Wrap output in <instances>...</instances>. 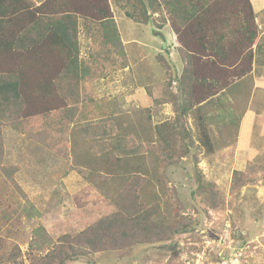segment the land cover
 I'll return each instance as SVG.
<instances>
[{
  "label": "rangeland",
  "instance_id": "374dc122",
  "mask_svg": "<svg viewBox=\"0 0 264 264\" xmlns=\"http://www.w3.org/2000/svg\"><path fill=\"white\" fill-rule=\"evenodd\" d=\"M131 1L129 13L137 9ZM120 23L130 27L128 40H139L127 46L134 49L132 55L96 38L89 43L82 35L78 61L88 75L74 96L63 103L50 97L49 111H30L25 116L32 120L19 128L0 121V264H8L6 257L18 250L17 263H37L30 260L29 244L39 226L57 239L113 214L112 198L134 174L145 178L136 191L144 207L155 208L156 219L190 229L167 242L96 253L67 264H264V155L237 156L239 142L247 147L237 140L232 122L221 127L237 141L224 140L214 156L205 146L197 147L192 151L197 164L192 154L180 160L175 141L165 146L155 130L176 117L174 99L158 98L167 83L177 82L173 68L165 72L155 57L164 46L156 23L135 25L126 18ZM60 62L0 52V73L24 65L31 81L53 82L56 69L63 67ZM143 88L151 99L149 109L143 108ZM233 108L231 114L237 105ZM191 115L187 123L198 139V123L211 120L197 110ZM235 170L250 176L239 191L233 190ZM81 172H96L99 179L91 183ZM198 172L216 184L214 199L199 189ZM109 173L102 179L100 174Z\"/></svg>",
  "mask_w": 264,
  "mask_h": 264
},
{
  "label": "crops",
  "instance_id": "0c3cea01",
  "mask_svg": "<svg viewBox=\"0 0 264 264\" xmlns=\"http://www.w3.org/2000/svg\"><path fill=\"white\" fill-rule=\"evenodd\" d=\"M107 1L108 6L105 0H17V44L46 46L45 58L56 60L59 51H54L53 46H61L67 38L71 42L77 39L79 44L82 35L89 43H93L92 38L101 43L106 27L111 30L110 25L102 26V23L112 19L129 57L135 51L127 46L139 40H128L133 36L128 31L130 27H123L120 22L126 18L135 25L146 24L128 16L132 14L127 12L129 0ZM158 3L162 14L159 12L150 22L156 23L157 37L164 46L155 57L162 62L165 72H172L173 68L177 78L184 72V59L189 57L187 72H196L199 79L193 82L196 95L216 91V95L189 113L193 115L197 110L200 117L211 120L209 126L215 144L212 156L217 155L224 140H235L229 130L221 127L232 122L236 125L237 140L246 142L247 147H240L239 142L236 148L242 151L237 156L264 155L261 139L264 138L261 104L264 103V0H158ZM132 7L141 8L137 3ZM75 29L77 37L73 33ZM188 78L194 76L189 74ZM173 86L170 90L175 94L180 83ZM165 89L164 86V90H159L158 99L163 97ZM140 93H144L143 108L149 109V94L144 88ZM182 100L180 96L179 101ZM234 105H237L236 113L231 114L229 110Z\"/></svg>",
  "mask_w": 264,
  "mask_h": 264
},
{
  "label": "trees",
  "instance_id": "16d2710c",
  "mask_svg": "<svg viewBox=\"0 0 264 264\" xmlns=\"http://www.w3.org/2000/svg\"><path fill=\"white\" fill-rule=\"evenodd\" d=\"M134 1L133 4L137 3L141 8H137L128 16L135 19V21L148 24L151 19L155 20V15L161 11L158 0ZM160 14L162 13L160 12ZM106 24L110 25L111 30L106 27L100 44L125 51L114 21L112 19L103 21L102 26H106ZM175 30L179 34V30ZM73 33L77 37L76 29ZM45 49L46 47L40 45L17 44V0H0V52H7L15 57L18 55L21 58L31 56L41 62L46 59L43 55ZM53 49L56 52L59 51L56 55L57 60H60V64L63 66L61 69H56L53 65L50 66L52 72L56 69L55 81L53 82L44 79L31 81L28 72L23 70L24 65L17 69V72L0 73V121L3 120L4 124L9 123L14 128H19L22 122L32 120L33 117L25 116L30 111L36 109L40 114L48 112L47 104L50 97H54L63 103L67 96H74V93L78 91L80 80L85 78L88 72L85 68L81 69L79 64L77 39L71 42L67 38L64 44L53 46ZM184 61L186 64L184 72L179 78L175 77L177 82L180 83L178 92L174 94L170 90L171 82L166 84L164 92L166 97L164 101L168 102L170 97L174 99L171 102L176 117L172 121L164 122L155 128L157 136L162 138L161 142L163 141L165 146H173L175 141L174 144L180 149L178 153L180 160L187 155H191V152L195 151L194 149H198L197 147L200 148L202 145L206 147L207 153L212 154L215 145L211 128L204 121L198 123L199 135L198 139H194L193 130L187 123V116L194 107L199 106L212 95H216V91L196 95L197 90L193 87V82H197L199 79L195 76L196 72H187L190 63L189 57ZM189 74L194 78L189 79ZM180 96L184 101H179ZM178 102L181 103L178 105ZM197 141L199 144L196 146ZM195 153L192 155H194L193 158L197 164L198 160L195 158L197 157ZM112 168L111 172L113 171ZM81 173L83 178L88 179L87 181L91 183H96V180L99 179V174L96 172L90 174V176H87L85 172ZM110 174L100 175L103 179L106 175L110 176ZM112 174L113 176L116 175L115 172ZM197 175L199 189L203 193L208 192L209 196L214 199L219 192L216 184L204 180L201 172H198ZM141 179L145 178L134 174L129 184L112 198L116 211L98 220L78 234H65L55 239L49 236L44 227L39 226L36 228L29 244V257L31 261L37 260V263L32 262L31 264H67L75 259L89 258L96 253L114 252L137 245H154L173 240L176 235H183L189 228L187 224L179 222V225H176L172 222H165L161 218L156 219L154 217L156 214L155 208L143 206L140 194L136 191L137 187L140 188ZM249 182L250 176L247 172H234L233 190L239 191L241 187L248 185ZM20 256L19 250L17 255H14V253L13 255L9 254L6 257L8 264L11 262L21 264L17 263Z\"/></svg>",
  "mask_w": 264,
  "mask_h": 264
}]
</instances>
